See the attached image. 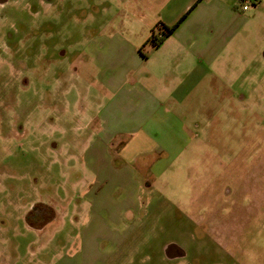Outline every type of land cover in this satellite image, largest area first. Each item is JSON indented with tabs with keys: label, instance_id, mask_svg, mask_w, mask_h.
Wrapping results in <instances>:
<instances>
[{
	"label": "rangeland",
	"instance_id": "1",
	"mask_svg": "<svg viewBox=\"0 0 264 264\" xmlns=\"http://www.w3.org/2000/svg\"><path fill=\"white\" fill-rule=\"evenodd\" d=\"M153 1L0 0V264H264V0H202L159 49L196 0ZM205 20L234 34L179 120L122 115L105 86L198 50Z\"/></svg>",
	"mask_w": 264,
	"mask_h": 264
},
{
	"label": "crops",
	"instance_id": "2",
	"mask_svg": "<svg viewBox=\"0 0 264 264\" xmlns=\"http://www.w3.org/2000/svg\"><path fill=\"white\" fill-rule=\"evenodd\" d=\"M171 1L172 0H154L153 3L149 5L148 10L155 15L153 10H155L157 6H159L160 9L165 8V6H167ZM201 1L202 0H196V2L183 15L185 17L180 21L173 32L165 37L162 43L154 49H159L164 41L172 36L180 28V26L185 22L187 16ZM260 1L261 0H254V3L256 4ZM192 2H194V0H190L187 3L185 9H187ZM128 16L130 17L129 20L137 21L143 19L145 17V13L139 10L138 12L135 11L132 17L131 13ZM181 18L182 16L174 24H176ZM205 23H207L206 20L202 23V25L200 24L197 27V32L203 34L204 36H208L209 38L207 37L208 39L204 40V36H201V40L199 39L198 50L195 51L192 48L183 51H172L166 57H163L160 62L158 61L156 65L158 66L157 70L146 73L142 84H139L134 79H129L125 81L128 82L129 86H122L121 84L114 81H110V84L105 86L109 96L110 94L116 96L118 92H120L122 95L123 99L121 101L127 107L123 108L121 103L116 104L122 111V115L125 116L127 110L129 114L130 111H133L135 114H145V118H149V120H151L155 114H157L159 118H169V121L176 122L179 120L180 116L175 113L174 105H179L189 98V95L192 94L195 86L201 82L202 73L205 75V73H210L211 69L219 68L221 63L220 60L227 44V39L223 40V38L225 39L227 37V32L229 31L230 37H232L234 34V31L230 29L229 26H227L226 31H222L217 27H213L212 25ZM157 24H161L166 29L174 25L167 26L161 22H158ZM157 24H155L154 27ZM154 27L150 30V36L146 39L144 44L150 40V37L154 33ZM192 41L195 42L197 40L193 39ZM188 44L190 45L191 42ZM121 73L122 75L127 74L128 70H123ZM128 94H131L133 99L132 97L129 99L125 98L128 96ZM111 101L117 102V99H112ZM107 112L108 114L106 120H110V136L112 137L116 131L119 132V134H122V136L125 135L127 131L120 127L116 128L112 123L109 108ZM111 117H113L112 114ZM101 120L105 121L103 117H101ZM162 120L165 119L163 118ZM180 135L185 136L186 134L183 131L180 132ZM123 144H125L123 146L124 151L131 145L126 142ZM185 147H187L186 143L178 141V144L176 145L178 150Z\"/></svg>",
	"mask_w": 264,
	"mask_h": 264
},
{
	"label": "flooded vegetation",
	"instance_id": "3",
	"mask_svg": "<svg viewBox=\"0 0 264 264\" xmlns=\"http://www.w3.org/2000/svg\"><path fill=\"white\" fill-rule=\"evenodd\" d=\"M48 211L41 204L33 205L27 216V219L29 220L31 225L32 223L37 221L42 222L43 220L46 219L47 216H49ZM177 254L180 253H178L177 251ZM173 258H178V257H173Z\"/></svg>",
	"mask_w": 264,
	"mask_h": 264
},
{
	"label": "trees",
	"instance_id": "4",
	"mask_svg": "<svg viewBox=\"0 0 264 264\" xmlns=\"http://www.w3.org/2000/svg\"><path fill=\"white\" fill-rule=\"evenodd\" d=\"M185 16H182V18L176 23V24H174L172 27H170V28H168V29H166V28H164L163 26V33H162V38H160L158 41L154 38V35L152 34V36L150 37V40L148 41V42H150L151 43V47L152 48H156V47H158L161 43H162V41L164 40V38L165 37H167L168 35H170V33H172L173 32V30L178 26V24L180 23V21L184 18ZM147 42V43H148Z\"/></svg>",
	"mask_w": 264,
	"mask_h": 264
},
{
	"label": "water",
	"instance_id": "5",
	"mask_svg": "<svg viewBox=\"0 0 264 264\" xmlns=\"http://www.w3.org/2000/svg\"><path fill=\"white\" fill-rule=\"evenodd\" d=\"M263 57H264V52H263ZM167 256L169 258H173V257H180L181 254H177V251H176V247L175 246H170L168 247L167 249Z\"/></svg>",
	"mask_w": 264,
	"mask_h": 264
},
{
	"label": "built area",
	"instance_id": "6",
	"mask_svg": "<svg viewBox=\"0 0 264 264\" xmlns=\"http://www.w3.org/2000/svg\"><path fill=\"white\" fill-rule=\"evenodd\" d=\"M243 10L245 11V10H248V6H244L243 7ZM158 26H159V31H160V33L162 34L163 33V27H162V25L161 24H158ZM160 38H162V35H160Z\"/></svg>",
	"mask_w": 264,
	"mask_h": 264
}]
</instances>
